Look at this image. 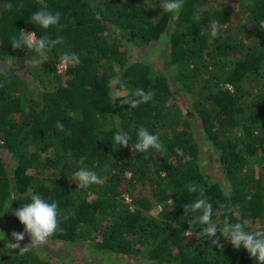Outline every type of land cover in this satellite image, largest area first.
Returning <instances> with one entry per match:
<instances>
[{"label":"trees","instance_id":"obj_1","mask_svg":"<svg viewBox=\"0 0 264 264\" xmlns=\"http://www.w3.org/2000/svg\"><path fill=\"white\" fill-rule=\"evenodd\" d=\"M160 3L0 0V61L14 58L12 70L0 75L8 81L0 88V222L6 217L24 232L13 213L31 202V189L58 204L50 240L85 243L104 259L255 264L224 240L222 228L226 219L248 231L264 226V0H183L175 18ZM45 6L61 14L60 30L31 24ZM24 29L38 38L62 36L64 43L34 66V52L11 47V37ZM155 43L166 50L164 70L130 54ZM63 52L79 62L59 72ZM114 77L120 84L109 87ZM137 88L155 96L137 108L122 104ZM141 126L159 136L164 151L138 153L114 143L118 131L135 143ZM80 168L96 172L103 184L78 188L73 174ZM200 188L212 204L221 246L199 235V213L184 217L182 206ZM188 230L193 235L186 237ZM3 240L0 264H57L30 246L23 254L9 249Z\"/></svg>","mask_w":264,"mask_h":264},{"label":"clouds","instance_id":"obj_2","mask_svg":"<svg viewBox=\"0 0 264 264\" xmlns=\"http://www.w3.org/2000/svg\"><path fill=\"white\" fill-rule=\"evenodd\" d=\"M23 7V5H20ZM183 7V0H161L160 8L165 13L173 14V18L180 12ZM31 24L38 26L42 29H49L50 27H57L60 30L61 14L59 12H52L47 7H42L40 10L35 11L31 16ZM96 20H100L99 13L95 15ZM218 35V24L215 20L211 23V36L216 37ZM64 43V38L58 36L54 39L48 36L37 37L36 32H23L19 31V37L13 35L11 37V47L13 51L21 48H27L29 52H34L32 63L34 66L40 67L45 63L49 53H51L58 45ZM14 58L7 55L6 59L0 61V75L6 74L12 70ZM79 62V57L75 53L63 52L59 57V64L56 65L57 71L63 70L66 67L74 66ZM8 81H0V88H3ZM120 84L119 77H114L109 82V87L115 88ZM124 88V85H120ZM155 96V92L148 90L145 91L142 88H137L132 91L127 99L122 100V104L129 105L130 108H137L141 104L150 102ZM118 99V93H114L112 97L113 104ZM56 128L58 131H64V125L62 122L57 121ZM137 140L135 143H130V137L127 133L117 132L113 141L121 148L132 145L134 152L144 153L149 149H154L157 152L164 151V146L159 140V136L152 134L149 130L143 126L136 130ZM176 154L184 158V162L187 163L189 157L186 156L182 149H175ZM73 179L76 181L78 188H86L93 184H103V179L97 175L96 172L87 168H80L73 174ZM188 191L196 193L198 188L195 184L188 186ZM28 193L31 198V202L23 206H20L13 214L24 226V232L12 233V239L15 243L7 242L5 234L3 235L5 246L12 250H19L21 254L28 251L29 246L37 248L48 243L49 237H51L58 228V204L55 201L47 202L40 194L29 189ZM169 203H172L170 200ZM184 217L189 214L193 215L199 213L198 219L201 225L204 227L200 230L199 235L204 237L206 241H210L212 246H221L220 240L217 238L218 228L217 224L213 221V207L209 203L203 188L199 189L198 198L191 204H184L183 206ZM223 208V205H220ZM192 221L189 223L191 224ZM25 234L30 237V244L21 247L20 242L24 240ZM222 234L224 240L229 241L234 249H240L241 247L246 250L249 256L254 259L255 264H264V226L261 228L248 231L245 229L243 223H230L227 219L223 223ZM190 230L185 232V236H192Z\"/></svg>","mask_w":264,"mask_h":264},{"label":"rangeland","instance_id":"obj_3","mask_svg":"<svg viewBox=\"0 0 264 264\" xmlns=\"http://www.w3.org/2000/svg\"><path fill=\"white\" fill-rule=\"evenodd\" d=\"M25 32V31H24ZM166 50L163 47V45H158L157 43L153 44L150 47H147L145 49H133L130 51V54L132 55L133 59H146L147 61L151 62L154 66L156 65L157 68L165 69L166 63H165V53ZM210 148V144L207 143V146H205L204 154L208 153V149ZM4 156H6L9 159L8 153H3ZM210 156L203 155L204 161L207 160ZM207 166V170L209 172H213V169L211 166H209L208 162H205ZM216 174H214L215 178L218 176H221L220 174H217V170L214 171ZM152 213L154 215L157 214V210H153ZM0 232H3L5 234V237H10L11 241H14L12 239V233L17 232V229L15 226L8 221L6 217H3V219L0 222ZM254 226L257 224H253ZM0 237H3L2 234H0ZM15 242V241H14ZM22 245H28L30 244V237L25 235V238L23 241L20 242ZM31 247V246H30ZM37 252H39L43 257L50 258L52 261H54L57 264H140L142 263L139 258H132V257H125V256H119V257H113V258H107L104 259L101 256H97L96 254H93V249L90 248L85 243H79V244H69L64 245L63 242H59L56 240H50L48 239V243L46 245H42L37 248H33Z\"/></svg>","mask_w":264,"mask_h":264},{"label":"built area","instance_id":"obj_4","mask_svg":"<svg viewBox=\"0 0 264 264\" xmlns=\"http://www.w3.org/2000/svg\"><path fill=\"white\" fill-rule=\"evenodd\" d=\"M24 31H25V33H27V32H32V31H29L28 29H24ZM67 68V67H66ZM66 68H64L63 70H60L59 72H63ZM227 87H229V88H231V86L228 84L227 85ZM125 197H126V202L127 203H130L131 202V198L128 196V195H125ZM161 209V208H160ZM155 210H159V209H155Z\"/></svg>","mask_w":264,"mask_h":264}]
</instances>
